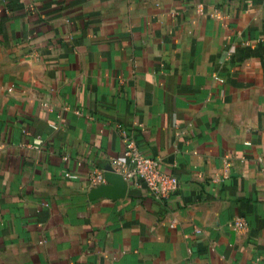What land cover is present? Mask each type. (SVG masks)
Listing matches in <instances>:
<instances>
[{
	"label": "crops",
	"instance_id": "crops-1",
	"mask_svg": "<svg viewBox=\"0 0 264 264\" xmlns=\"http://www.w3.org/2000/svg\"><path fill=\"white\" fill-rule=\"evenodd\" d=\"M0 264H264V0H0Z\"/></svg>",
	"mask_w": 264,
	"mask_h": 264
},
{
	"label": "built area",
	"instance_id": "built-area-1",
	"mask_svg": "<svg viewBox=\"0 0 264 264\" xmlns=\"http://www.w3.org/2000/svg\"><path fill=\"white\" fill-rule=\"evenodd\" d=\"M127 148L125 150L127 177H137L145 182L149 191L157 198H165L174 192L179 186L178 178L160 168V160L143 154L136 148L132 140L126 139ZM102 181L99 178L97 185ZM244 219L235 220L234 226L244 227Z\"/></svg>",
	"mask_w": 264,
	"mask_h": 264
},
{
	"label": "water",
	"instance_id": "water-1",
	"mask_svg": "<svg viewBox=\"0 0 264 264\" xmlns=\"http://www.w3.org/2000/svg\"><path fill=\"white\" fill-rule=\"evenodd\" d=\"M104 175L106 181L90 190L91 200L100 197L123 198L127 195L129 181L123 173L118 172L112 165H107Z\"/></svg>",
	"mask_w": 264,
	"mask_h": 264
}]
</instances>
